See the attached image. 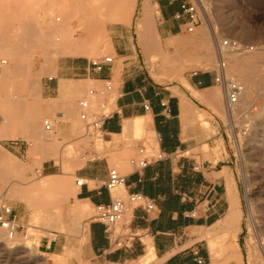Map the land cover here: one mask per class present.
<instances>
[{
	"label": "crops",
	"instance_id": "0c3cea01",
	"mask_svg": "<svg viewBox=\"0 0 264 264\" xmlns=\"http://www.w3.org/2000/svg\"><path fill=\"white\" fill-rule=\"evenodd\" d=\"M184 3L189 1L136 0L131 24L115 23L111 28L110 65L96 71L90 58L62 56L55 62V75L44 77L41 94L46 100L67 93L68 89L61 91L62 82L110 81L116 96L104 122L103 136L122 134L148 119V129L157 141L154 152L166 155L140 169L130 165V171L124 173L121 188L126 194L141 192L156 202V209L150 214L141 207L132 210L131 225L137 236L130 247L110 250L105 226L92 219L87 225V245L80 259L64 251L69 248L64 234L41 236L37 250L47 264H134L139 258L147 264L148 256L156 259L157 264H201L198 260L214 264L208 243L212 237L210 230H216L218 238L234 233L240 246L241 260L232 258L221 264H249L243 252L244 204L234 143L221 116L224 91L221 96L218 91L210 92L218 86L214 81L216 67H195L174 79L159 80L151 74L145 59L140 58V47L146 56L158 50L147 53L134 37L140 33L137 23L143 21H152V29L164 45L176 35L188 33L187 15L182 12ZM197 35L201 36V29ZM203 44L194 45L193 55L192 48L186 46L187 59L201 61L203 53L197 49ZM22 152L27 154L26 150ZM1 153L4 152L0 149ZM109 170L104 157H94L79 168L77 177L84 182L79 187L76 184V202L94 209L109 202L114 196L104 186ZM72 209L68 207V216Z\"/></svg>",
	"mask_w": 264,
	"mask_h": 264
},
{
	"label": "rangeland",
	"instance_id": "374dc122",
	"mask_svg": "<svg viewBox=\"0 0 264 264\" xmlns=\"http://www.w3.org/2000/svg\"><path fill=\"white\" fill-rule=\"evenodd\" d=\"M27 1H30L32 4L30 3L31 5H29L28 3V5L21 6L22 10L23 8L26 9V12L23 10L24 13L22 12L20 16L10 11L11 9H6L7 7L4 6L6 1L0 0V14L3 15H0V34L3 35V37L0 35V43L6 42V38L7 42L15 40V20L18 16L27 21L31 20L34 24L36 23L35 25H38V29L42 31L49 30L52 25L59 22L49 19L48 10L54 6L53 0H41L40 2H38L39 0ZM188 1L198 7L201 17L200 25L191 33L176 35L167 45L160 43L156 30L152 29V23H137L140 33L138 32V35H134L135 40L140 42L147 53L158 50V52H152L146 56L140 47V58L145 59L151 74L155 78L170 80L195 67H201L202 69L216 67L218 59L217 48L214 45V57L212 56V58L208 59L206 55L209 52V48L202 36V30L207 29L206 26L208 25L206 12L212 24H214V29L218 31L220 40L229 38L252 45L254 47L253 50H250L252 53L260 46L263 47L262 51H264V0ZM88 12L86 11V13ZM96 14L90 11L88 18H105L103 15ZM78 16L72 17L69 25L74 31L75 36H85L87 32L84 30V27L82 29L81 25H78ZM36 18L39 20H36ZM136 22L137 19L134 18L133 27L136 26ZM115 23L120 22L107 21L102 35L98 36V41L92 43L90 48L78 51L75 54H61L57 58L62 56H82L92 59L104 55H112L111 28ZM121 24L130 25L131 21L130 24L128 22H121ZM198 29H201V36L197 35ZM11 35L12 38H8ZM51 35L53 37V34ZM15 41L14 43H16ZM78 43L80 45L82 42L79 40ZM196 43H204L203 46H199L197 49V52L203 53L201 61L188 60V55L184 52L185 47L190 46L192 48L191 54L193 55L195 54L194 45ZM17 44L24 46L20 49V55L18 54V60L22 64L21 73L23 72L24 74L22 73L21 75L20 73L13 82L2 86L0 88V97L4 99L10 93L12 96L24 98L23 102L26 111H39L42 116L40 124L42 136L41 143L37 144L36 140L28 137L25 131L15 128L13 139H0L1 149L4 152H10L12 155L15 154L13 155L14 162L17 165V169L19 168L17 171L16 169L8 170L6 167L0 166V196H5L7 201L14 206L17 216L21 217L27 224L26 236H18L17 243L7 240L5 231L0 228V232L5 234L0 242V264H47L46 258L38 252L37 245L41 236H52V233L64 234L69 243V248L65 247L64 251L66 253L70 252L76 259H80L87 245L85 238L87 225L92 220L95 209L82 205L84 208L82 218H77L74 215L71 218L67 214L68 207H72L74 211L75 207L80 203H77L73 198L62 200L60 197L62 195L61 190L63 189L61 185L37 188H34V185L41 181L43 175L55 174L56 176H61L65 174L70 177L71 181L68 187L75 188L77 187L75 181L78 176L77 170L94 157H104L107 159L110 168H117L122 173H127L131 169L129 159L136 155L137 146L142 144L148 152H151L156 150L157 141L154 133L148 129V119H142L141 124L136 123V125L140 124L139 127L130 128L119 135H111L110 137H106V135L103 137L85 136L82 122L79 118L80 108L78 100L86 96V92L90 87H102L104 82L86 80L75 84L69 83L70 89L67 93L61 95V97L49 100L43 98L42 94L41 96H37V93L33 95L28 94L23 91L26 77L36 74L41 77L42 82L44 77L55 75L54 66L46 61V53L41 47L34 46L32 43L25 44L23 40H17ZM20 45L19 48H21ZM158 46H160V49ZM11 55V52H8V55H6L8 58L6 67L11 63ZM234 55L236 56V54L228 55V60H231L227 69L228 76L238 82H243L242 79H246V77H251L252 79L254 76L251 82L255 90L253 95L254 101L250 108H242L238 102L234 105L236 111H231L228 114L221 96L222 87L214 86L210 92L218 91L221 96V116L234 143L236 169L242 186L244 204L245 230L243 240L245 246L243 252L249 264H264V252L261 251L260 245V240L264 239V59L260 58L257 62L250 65L244 58L242 70L239 69L237 71L232 66ZM173 57L176 59L173 60ZM248 64L255 67L252 74L249 71L250 66ZM3 78L4 74L3 76L1 75L0 80ZM108 96L107 111L110 112L114 107L116 94L114 91H111ZM70 103H73L74 106L71 115L68 114L66 109ZM48 118L51 120L55 118L59 119V123L55 124L53 129L49 131L44 128V121ZM52 136L53 139L51 138ZM22 150H26L27 154L22 152ZM112 194L114 196L126 195L121 186L112 190ZM42 207L50 211H56L63 217H60L55 212H41ZM215 231L209 232V235L212 236L209 240H212L215 248L214 253L211 254V258L214 264H221L232 259L231 256L226 254V246L229 243L234 242L239 250L240 246L234 233H227L224 236L222 234L218 238ZM26 244L30 248H25ZM149 260L147 264H157L156 259ZM134 264L145 263L140 262L139 258Z\"/></svg>",
	"mask_w": 264,
	"mask_h": 264
},
{
	"label": "bare ground",
	"instance_id": "6f19581e",
	"mask_svg": "<svg viewBox=\"0 0 264 264\" xmlns=\"http://www.w3.org/2000/svg\"><path fill=\"white\" fill-rule=\"evenodd\" d=\"M5 1H6V3L4 4V6L7 7L6 9H11L10 11H12L13 13H16L17 15H20V16H21V13L23 12V10L24 11L26 10L24 8L22 10L21 6L28 5V3H29V5L32 4L30 1H27V0H5ZM40 1L41 0H39L38 2H40ZM53 1H54L53 8H50L48 10V13L50 15L49 19L51 21H54V22L59 21L57 24L52 25L49 28V30H47V31H42V30L38 29V27H37L38 25L37 26L35 25L36 23L34 24L31 22V20L27 21L23 18H20V16H18L17 19L15 20L16 32L14 33V36H15V40L17 38V40H23V42L25 44H28V43L31 44L32 43L34 46L41 47L46 53V61L49 64H53L54 67H55V62H56V58L58 55L66 54V53L75 54L78 51H84L85 49L90 48L92 43H95L96 41H98V39H99L98 36L102 35V31L104 30V27H105V24L107 21H114V22H120V23L121 22L122 23L128 22L130 24L131 17L133 14V10H134V6H135V2H136V0H53ZM2 6H3V4H2ZM86 11H89V12L93 11V12L97 13L98 15L100 14V15L105 16V18L97 17V16H96L97 18H90V17L88 18L89 12L86 13ZM78 14H80V15L78 16ZM86 14H87V17H86ZM206 14L208 17V25L206 26L207 29L202 30V36L204 37V40L207 43V46L209 48V52L207 54L208 56L206 55V57L208 59H210V58H212V56L214 57V54H215L214 53L215 51L213 52L214 45H215V48H217V54H219L220 49L225 51V48L223 45L224 39L220 40V35H219L218 31H216L214 29V24H212L210 17H209L207 12H206ZM0 15H2V14H0ZM76 15L79 17V19H77L79 21L78 25H81L82 29L84 27L85 28L84 30H86V32H87V35H85V36H80V37L75 36L74 31L72 30V28L69 25L70 19ZM22 16H24V15H22ZM36 20H39V19L36 18ZM148 23L151 24L152 21H143L142 22V24H148ZM51 34H53V37H51L52 36ZM0 35L3 37L2 34H0ZM7 35H9V34H7ZM8 38L11 39L12 35ZM5 40H6V42L3 41V43H0V57L6 58L7 63H8V58L6 57V55H8V52H11L12 55H11L10 65L8 67H6L7 66V64H6L3 72L0 74V77H1V75L3 76V74H4V78L0 80V88L2 86H5L6 84L13 82V80L18 75H20V73L22 71V64L20 63L21 61L18 60V58H19L18 54L21 51L20 49H22L23 45L17 44V40L16 41L14 40L16 43H14V41L13 42H10V41L7 42V38ZM79 40L82 42L80 45L78 43ZM19 45L21 46V48H19ZM249 46H252V45H249ZM158 48L160 49V46H158ZM253 48L254 47L252 46L251 49L253 50ZM262 48H263L262 46L257 47L256 50L253 51V53L250 52V50H251L250 48L242 49L239 51H233V52H230L227 54L225 52V56H227V69H228V64H230V61H231V60H228V55L236 54V56L234 55V59L232 58L233 59V65L232 66L234 69H236L238 71L239 69L242 68V61L244 60V58L246 59V61L250 65L252 63L254 64L255 62H257L260 58L264 59V51H262ZM28 50H30V49H28ZM23 52H25V51H23ZM175 59L176 58L173 57V60H175ZM175 63H176V61H175ZM243 66H244V64H243ZM227 69H226V74L228 76ZM244 69H245V66H244ZM254 70H255V67L250 66L249 71L251 74L254 72ZM22 73H21V75H22ZM241 73H242V71H241ZM35 75H31V76L29 75V77L28 76L26 77V83H25V86L23 87V91H25L26 93L31 94V95H33L34 93L35 94L37 93L36 94L37 96H41V86H42L41 77L39 75H36V76ZM253 77H252V79H253ZM230 78H232V77H230ZM252 79H251V77H246V79H242L243 82H239L242 85V92L239 95L238 102L240 103L242 108H250L251 104L254 101L253 95H254L255 90L251 84ZM67 89H68V91L70 89L69 83L62 82L61 83V91L64 92ZM222 92H223V90H222ZM23 100H25V99L24 98L21 99L18 96H12L10 93L4 99L0 97V139H2V138L8 139V138L14 137L15 136L14 129L19 128V129H22L23 131H25V133H27L28 137L36 140L37 144H39V143H41V136H42V134H41L42 132H40V130L42 131V129H40V127H41L40 124L42 122L41 113L39 111H35V110L34 111H26V109L24 107ZM237 103H235V104H237ZM235 104H233L231 107L232 112L236 111L234 108ZM66 109H67L68 114L71 115L73 113V110H74L73 103L68 104ZM46 120H51V119L48 118ZM51 138L53 139V136ZM44 141H42V142H44ZM1 148H2V146L0 145V149ZM43 151H45V150H43ZM47 152H48V150H47ZM47 152H45V153L47 154ZM4 153L0 154V166L6 167L8 170H13V169L15 170L16 169L18 171L19 168L17 169V165L14 162V158H13L14 156L10 153H7V152H4ZM72 165H74V164H72ZM19 167H21V166H19ZM70 183H71V181H70V177L68 175L63 174L61 176H56V175L47 174V175L42 176L41 181L36 183L34 185V188L35 187L37 188V187H49V186H53V185H61L63 188L61 190V193H62V195L60 196L61 199L62 200H65L68 198L75 199L77 187H75V188H72L70 186L68 187V185ZM76 184H77V181H76ZM45 205H48V204H45ZM42 211L47 212V213L55 212L60 217H63L62 215H60V213H58L56 211L47 210L44 207H42L41 212ZM83 211H84L83 206L81 204H79L75 207L73 212H70L71 213L70 217L72 218L74 215V216H77V218H82L83 213H84ZM209 232H212V230H210ZM5 234H6L7 240L12 241L13 243H17V241H18L17 238L10 239L7 236L6 231H5ZM5 234L0 232V242L4 238L3 235H5ZM208 243H209V250H210V255H211L214 253L215 248H214V245H213V242L211 239L209 240ZM260 245H261V249H262L261 251L264 252V239L260 240ZM24 247L28 248L29 245L26 244ZM226 254L228 256H231L232 258L234 257L238 260H241L240 250L238 249V247L236 246V244L234 242L233 243L231 242L226 246ZM150 257L151 256H148L146 258V260L150 259Z\"/></svg>",
	"mask_w": 264,
	"mask_h": 264
},
{
	"label": "built area",
	"instance_id": "2783aa9c",
	"mask_svg": "<svg viewBox=\"0 0 264 264\" xmlns=\"http://www.w3.org/2000/svg\"><path fill=\"white\" fill-rule=\"evenodd\" d=\"M182 12L187 15L185 30L191 33L201 19L198 7L192 3H184L182 4ZM223 45L225 51L219 50L214 81L224 91L226 112L229 114L232 105L238 102L239 95L242 92V85L237 80L227 76V56H225V52L227 54L246 48L251 49L252 46L229 38L223 40ZM112 61V55H104L90 59V64L94 70L100 71L105 65H110ZM6 64L7 59L0 57V74ZM111 91H113V84L110 81H104L102 87H90L86 92V96L78 100L80 108L79 118L82 122L85 136L103 137L104 122L111 113V111H107L108 94ZM144 106L148 108L147 104ZM57 123H59L58 118L52 121L46 120L44 122L45 130H52ZM164 158H166L164 152H148L146 147L141 145L138 147L136 155L129 159V164L134 169H140L153 160ZM76 181L78 185H81L84 179L76 177ZM124 182L125 174L117 168H110L108 178L104 180V186L108 190H114L119 186H123ZM135 207H141L147 214H150L156 209V202L141 192H130L125 196H113L109 202L95 206V214L92 219L105 226L110 250L130 247L131 242L137 236L131 225V214ZM0 228L6 231L10 239L18 236L25 237L27 233V224L17 216L4 195L0 196ZM198 261L202 264V260Z\"/></svg>",
	"mask_w": 264,
	"mask_h": 264
}]
</instances>
